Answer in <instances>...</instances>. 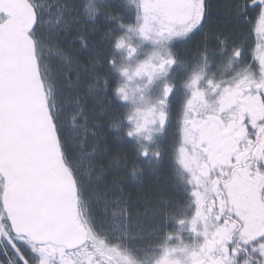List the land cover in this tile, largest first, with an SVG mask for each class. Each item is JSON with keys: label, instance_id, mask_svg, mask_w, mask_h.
<instances>
[{"label": "rangeland", "instance_id": "obj_1", "mask_svg": "<svg viewBox=\"0 0 264 264\" xmlns=\"http://www.w3.org/2000/svg\"><path fill=\"white\" fill-rule=\"evenodd\" d=\"M31 4L39 17V27L32 32V38L37 50L38 71L48 93L46 109L50 110L52 120L59 126L63 110L79 106L82 97L78 94L84 86L80 81L88 74V67L78 59L73 60L70 52L79 57L87 55L93 68V56L95 59L100 55L98 44H93L98 38L93 36H102L100 44L106 37L99 27L88 23L91 20L84 9L79 13L73 7L74 2L69 7L65 0H31ZM112 4L114 37L121 35L118 40L120 47L123 42L129 48V84L125 85L128 96H124L123 105H118L116 97L110 100L105 91L92 85L85 86V90L93 98L92 110L96 115L91 119L101 130L103 144L107 143V136L102 134V130H106L104 121L114 117V126L111 127L113 122L110 121L109 128L124 139L133 138L130 150L134 160L125 154L122 160L108 164V168L97 167L98 161L92 162L95 155L91 158L76 140L73 145L78 143L76 147L80 150H67L68 159L66 162L62 159L70 177L74 173L80 187V214L77 219L88 229L98 256L112 257L113 264H117L118 259L120 264H154L163 258L169 259L167 264H176L184 260L190 243L203 239L199 230L208 235L206 228L209 225L198 214L202 202L197 196L190 195L192 202L187 197L188 184L195 180L184 174L187 161L184 153L179 151L182 145L177 150L179 139L171 136L172 129L187 116L185 99L190 97V92L185 79L202 76L203 73L198 72L207 70L208 64L199 53L203 46L197 52L187 51L186 56H175L172 47L165 49L159 45V40L154 38L156 34H150L151 26L146 22L142 0H113ZM92 9L95 10L94 6ZM3 20L0 16V22ZM75 42H81V47H76ZM172 59L179 62L176 67L163 64ZM70 72L76 76L74 83L70 80ZM220 75L210 71L209 76L216 77L217 82ZM180 79L178 94L170 103L172 93L166 95V90L175 87ZM105 124L108 127V123ZM177 133L180 137L184 135L180 126ZM72 136L76 139L77 132L72 131ZM112 139L111 142L121 145L120 136ZM101 151L95 154L106 158L108 152ZM57 152L60 153L59 145ZM134 162L135 166L131 168ZM98 172L101 176H97ZM112 173L119 175L113 182H106L108 174ZM147 179H152V183L157 185L156 195H161L157 201L147 200L149 195L146 196L142 190ZM135 188L140 189L141 199L134 197Z\"/></svg>", "mask_w": 264, "mask_h": 264}, {"label": "flooded vegetation", "instance_id": "obj_2", "mask_svg": "<svg viewBox=\"0 0 264 264\" xmlns=\"http://www.w3.org/2000/svg\"><path fill=\"white\" fill-rule=\"evenodd\" d=\"M73 2V7L79 13H83V9L86 11L91 20L88 23L99 27L106 38L105 42L100 44L102 46L101 52L98 50L100 55H96L92 61L95 65L91 68V63H89L88 74L86 77L83 76L82 81H80V84L84 85L80 91L85 93V97L81 98L79 106L74 105L63 110L61 123L56 126L60 135L58 145L60 154L61 149L64 152L61 156L66 162L69 157L66 153L67 150L68 152L75 149L80 150L76 147L78 143L73 145L76 140L83 145L84 152L91 158L95 155V158L92 159V162L95 163L97 159L102 158L95 153L102 152L99 145L104 142L101 141V130L91 119L94 115L91 107L94 101L92 97L88 96L85 86L92 85L98 90L105 91L110 100L116 97L118 105H123L124 96L128 94L125 91L127 89L125 85L128 86L129 84V48L123 42L122 47H120L121 42L118 40L121 35L117 38L114 37L113 0H65V5L69 7ZM205 2L207 11L203 23L184 36L170 37L169 33L162 28L159 19H147L146 21L151 26H149L151 28L150 34L152 36L156 34L154 38L159 40V45L162 44L165 49L169 46L172 47L175 56H186L187 51L197 52V49L203 46L199 53L206 58L205 63L208 64L207 70L198 72V74L203 73L202 76H189L185 79L190 92V97L185 99L188 106L187 116L171 131V136L179 139L177 150L179 145H182L179 147V151L184 153V159L187 161L185 162L187 166L184 174L187 175L188 179L195 180V182L188 184L189 196L187 197L192 202L190 195L192 197L197 196L202 202L198 214L209 225L206 228L208 235L206 236L203 230H199L200 238L203 239L199 242L190 243L186 257L182 262H176V264H232V260L224 250L227 233L221 228V221L218 217L222 214L227 216L233 205L246 200L247 191L241 188L238 183L229 188L227 181L229 179L236 180L238 168L241 170L252 168L256 162L253 158H247L244 138L237 133L240 132V124L247 111L244 98L254 94L257 91V85L264 84V70H262L259 61L255 59L256 56L264 55V13L250 9L249 16L254 19L246 20L241 11V6L245 4V0H239L238 4L236 2L238 10L234 15L220 12V0H205ZM144 3L145 0H142L141 7L145 16ZM93 6L95 10L92 9ZM242 24L245 27L244 32L240 30ZM253 29H255V33ZM93 37L94 39L97 38V34ZM75 45L80 48L81 42H75ZM237 51L240 52L239 56L236 55ZM172 60L175 62L170 63ZM172 60H166L163 64L169 63L174 68L178 65L179 59L177 58L178 61ZM190 65L193 67L194 63L191 62ZM210 71H213L214 74H221L217 82L215 81L216 77L209 76ZM75 78V74L70 72L72 83L75 82ZM181 83L182 79L175 87L170 88L172 90L170 103L177 96V87ZM225 89H230L234 95H226ZM47 95L46 92L45 106L48 102ZM49 111L47 109L48 113ZM255 111L264 113V106H256ZM114 120L115 118L109 122ZM113 126L114 122L111 127ZM179 126L184 131L183 137L177 135ZM78 127L81 128L75 129ZM104 127L106 130H102V134L107 133L106 145H109L111 137L120 136L121 145L119 146L124 151H128L130 140L133 138L124 139L120 133H115L112 128H109V123L108 127L107 125ZM72 131L77 132L78 137L76 139L72 136ZM81 134L82 137H80ZM95 139L97 142L94 141ZM235 145L239 146L241 159L230 167L228 153L230 148L235 147ZM105 151L108 152L107 155L111 154L109 148H106ZM138 161L141 162L139 155ZM76 187L79 201L80 187L78 188L77 182ZM79 214L78 204L77 215ZM250 215L255 222L257 214L250 212ZM254 227L260 228L261 226L254 223ZM4 230L5 227H0V232ZM206 239L214 243L206 247ZM240 240L241 234L239 232L231 233L232 243L230 247L239 246ZM33 244L37 248L47 247L48 251L41 254L32 252L28 247H25V253L29 256L32 264H42V261L45 260L46 264H62L63 259L67 256H70L73 264H113L112 257L98 256L95 251L96 246L90 240L82 248L76 250L62 249V247L51 243L47 245ZM4 247V243L0 241V250ZM240 259L241 264H252L251 257L245 256L243 253H241ZM0 260H3L4 264H8L3 255H0ZM167 260L169 259L163 258L154 264H167ZM117 264H120L119 259Z\"/></svg>", "mask_w": 264, "mask_h": 264}, {"label": "snow or ice", "instance_id": "obj_3", "mask_svg": "<svg viewBox=\"0 0 264 264\" xmlns=\"http://www.w3.org/2000/svg\"><path fill=\"white\" fill-rule=\"evenodd\" d=\"M250 9L264 13V0H245L241 11L246 20L251 18ZM144 11L146 20L159 19L171 37L198 28L207 8L205 0H145ZM0 14L7 16L6 22H0V227H5L0 232L5 245L0 255L8 264H32L25 247L41 254L48 251L47 247L37 248L33 241L71 250L86 243L87 233L71 216L65 179L54 175L52 138L56 144L60 141L56 123L51 113L45 119L32 91L27 48L32 32L39 27L37 10L31 0H0ZM255 59L264 70V55ZM256 87L254 94L244 98L247 111L237 133L244 138L247 158L256 162L252 168H238L236 180L227 181L229 188L238 183L247 191V198L233 205L227 216L218 217L227 233L224 250L232 264H241V253L250 256L252 264H264V113L255 111L256 106H264V84ZM171 91L167 89L166 95ZM225 93L234 95L230 89ZM238 148L235 145L229 150L230 167L241 159ZM71 180L76 183L74 173ZM250 212L257 214L255 222ZM254 223L261 227L255 228ZM235 232L241 234L240 244L230 247ZM213 243L206 239L205 246ZM62 264H73V260L65 257Z\"/></svg>", "mask_w": 264, "mask_h": 264}, {"label": "water", "instance_id": "obj_4", "mask_svg": "<svg viewBox=\"0 0 264 264\" xmlns=\"http://www.w3.org/2000/svg\"><path fill=\"white\" fill-rule=\"evenodd\" d=\"M2 15H4V14H2ZM4 16L6 17V19L3 22H6L7 16L6 15H4ZM28 16L30 17V13H28ZM29 22H30V20H29ZM27 54H28V60H29V65H30V70H31V86H32V91H33L34 97H35V101L39 105L40 109L42 110L43 116L45 117V119H47L48 118V112L45 109L46 93H45L44 84H43L41 75H40L38 68H37V64H38L37 55H36V51L34 48V41L32 39L28 43ZM48 125H49V127L51 126V120H48ZM57 148H58V144H56L55 138L53 137L52 138V153H53V158H54V161L56 164V173H54V175L58 173L60 176H62L65 179L67 187L69 188V196H68L67 202H68V207H69L71 216L74 218L76 224L79 227L83 228L79 224V222L77 221V218L75 216V212L77 210L76 187H75V184L72 183L71 177L67 171L65 163L63 162L62 156L57 152ZM83 229L86 230L85 228H83ZM86 233H87V238H86V243H87L89 240V233L87 230H86ZM33 243L39 244L35 241H33ZM50 243L54 244L58 247H62L59 244L49 242V244ZM39 245H42V244H39ZM81 247H79V248H81ZM79 248H75V249H71V250H76ZM67 250H69V249H67Z\"/></svg>", "mask_w": 264, "mask_h": 264}, {"label": "trees", "instance_id": "obj_5", "mask_svg": "<svg viewBox=\"0 0 264 264\" xmlns=\"http://www.w3.org/2000/svg\"><path fill=\"white\" fill-rule=\"evenodd\" d=\"M220 2H221V8H220V12L221 13H223V14H227V15H230V14H232V15H234L235 14V12L238 10L237 9V4H238V2H239V0H237V1H235V0H220ZM236 2H237V4H236ZM231 11V12H230ZM1 17H3L4 18V16H2V15H0ZM236 26H238V25H236ZM243 28V29H242ZM245 29V27L243 26V24L242 25H240V30H241V32H244L243 30ZM216 34H218V32H216ZM90 38V37H89ZM97 38L98 39H95V41H94V43L93 44H98V46H97V49L98 50H100V52H101V50H102V46L100 45V38L98 37V35H97ZM200 44V43H199ZM76 47H78V46H76ZM72 48H74V47H72ZM79 48V47H78ZM69 49V48H68ZM67 49V50H68ZM70 51V50H69ZM70 55H71V57H72V59L74 60V59H78L80 62H81V64L82 65H84L85 67H89V63H88V61H90L91 59L87 56V55H82V57H79V56H77V55H75L74 56V54H72L71 52H70ZM93 59H94V56H93ZM92 59V60H93ZM79 96L81 95V97H85V93L83 92V91H79V94H78ZM77 95V96H78ZM94 104V103H93ZM93 106L94 105H91V107L93 108ZM93 111V110H92ZM93 113H94V115H96V113L93 111ZM114 118V117H113ZM112 118V119H113ZM96 123V122H95ZM105 123H109V121H104V125H106ZM97 124V123H96ZM107 133H104V135H106ZM112 138H114V137H111V139L109 140V145H105V144H100L99 145V148H100V150H102V149H106V148H109L110 150H111V154H109V155H106L107 157L106 158H104V157H102L101 159H97V161H98V164H97V167H102V168H108V164H109V166H110V164H112V162H118L117 160H119V159H121L122 160V158H124L125 157V154L128 156V157H131L132 156V154H131V150H130V148L128 149V151H124L123 149H121V147L120 146H118L117 144H115L113 141L111 142V140H113ZM95 145V144H94ZM132 158H133V156H132ZM112 159H114L113 161H111ZM133 160H134V158H133ZM135 166V162L130 166L131 168L132 167H134ZM163 167H161L160 169H162ZM101 173H97V176H101L100 175ZM116 175H119V174H117V173H115V174H108V177L106 178V182H108L109 180V182H113L114 180H115V176ZM126 176V175H125ZM123 178V175H122V177L120 178V180ZM125 178H127V177H125ZM145 182V186L146 187H143V191L145 192V195L147 196V195H149L148 196V199L147 200H149L150 202H153V201H157L158 200V197H160L161 195H156V193H157V191H158V189H157V185H156V183H155V185L152 183V182H154L152 179H147V180H145L144 181ZM148 187V190L146 189ZM136 190H133V195H134V197L136 198V199H141V197H140V189H137V188H135ZM152 194H151V193ZM106 193V192H105ZM135 199V200H136ZM145 203V202H144ZM149 203V202H148ZM139 207V206H138ZM139 210V209H138Z\"/></svg>", "mask_w": 264, "mask_h": 264}, {"label": "bare ground", "instance_id": "obj_6", "mask_svg": "<svg viewBox=\"0 0 264 264\" xmlns=\"http://www.w3.org/2000/svg\"><path fill=\"white\" fill-rule=\"evenodd\" d=\"M91 74V73H90Z\"/></svg>", "mask_w": 264, "mask_h": 264}]
</instances>
